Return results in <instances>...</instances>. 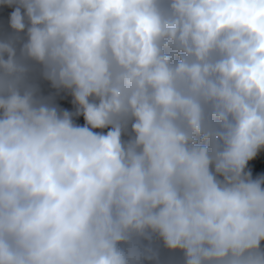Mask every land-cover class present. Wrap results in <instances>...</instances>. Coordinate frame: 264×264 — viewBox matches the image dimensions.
<instances>
[{"label": "clouds", "instance_id": "clouds-1", "mask_svg": "<svg viewBox=\"0 0 264 264\" xmlns=\"http://www.w3.org/2000/svg\"><path fill=\"white\" fill-rule=\"evenodd\" d=\"M0 264H264V0H0Z\"/></svg>", "mask_w": 264, "mask_h": 264}]
</instances>
